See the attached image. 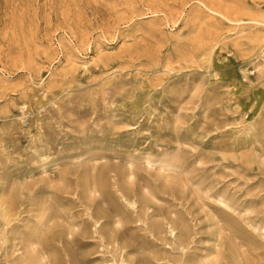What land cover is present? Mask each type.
I'll list each match as a JSON object with an SVG mask.
<instances>
[{
  "label": "rangeland",
  "instance_id": "obj_1",
  "mask_svg": "<svg viewBox=\"0 0 264 264\" xmlns=\"http://www.w3.org/2000/svg\"><path fill=\"white\" fill-rule=\"evenodd\" d=\"M0 264H264V0H0Z\"/></svg>",
  "mask_w": 264,
  "mask_h": 264
}]
</instances>
